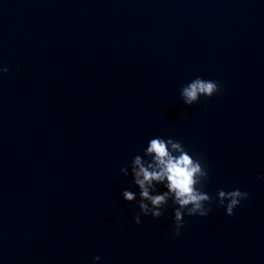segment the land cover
<instances>
[{
  "label": "water",
  "instance_id": "1",
  "mask_svg": "<svg viewBox=\"0 0 264 264\" xmlns=\"http://www.w3.org/2000/svg\"><path fill=\"white\" fill-rule=\"evenodd\" d=\"M0 62V264H264V0H0ZM197 77L222 91L186 105ZM155 137L209 169L179 238L138 208Z\"/></svg>",
  "mask_w": 264,
  "mask_h": 264
},
{
  "label": "clouds",
  "instance_id": "2",
  "mask_svg": "<svg viewBox=\"0 0 264 264\" xmlns=\"http://www.w3.org/2000/svg\"><path fill=\"white\" fill-rule=\"evenodd\" d=\"M9 72V66L0 62V75ZM223 86L211 79L195 78L181 89L180 95L186 105L197 103L201 98L210 99L222 91ZM147 159L137 155L132 161V182L139 188L138 208L143 216L159 219L168 208L172 209L174 231L179 238L185 225L184 217L198 216L206 218L212 211V199L204 191L209 177V169L202 158L191 154L179 140L162 137L151 138L144 149ZM124 175L127 170L121 168ZM258 181L264 182V174L257 175ZM158 189H163L159 191ZM126 202H133L135 194L123 191ZM248 193L239 189L225 192L219 190L216 202L232 217ZM206 205H208L206 207ZM134 223L141 224L140 216H135ZM100 256L92 258L93 264H99Z\"/></svg>",
  "mask_w": 264,
  "mask_h": 264
}]
</instances>
